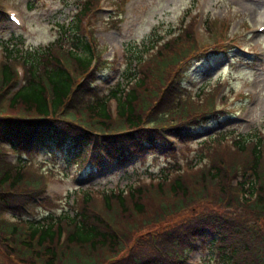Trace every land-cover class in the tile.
Masks as SVG:
<instances>
[{"label": "trees", "instance_id": "1", "mask_svg": "<svg viewBox=\"0 0 264 264\" xmlns=\"http://www.w3.org/2000/svg\"><path fill=\"white\" fill-rule=\"evenodd\" d=\"M94 3L76 0L51 42L4 51L2 95L12 81L11 62L20 61L26 75L22 87L7 100L8 113L37 118H0L1 142L16 150L42 144L50 154L62 153L73 164L83 162L90 151L98 162L100 153L121 158L126 149L159 148L164 133L180 135L182 123L208 118L213 88L200 87L193 100H181L176 97L175 77L167 76L177 60L197 51L191 17L181 18L165 35L150 36L137 49H129L120 78L109 92L116 98L119 125L111 122L105 98L77 111L80 87L74 88L73 80L87 68L91 52L81 20ZM203 23L213 41L211 17ZM220 51H209L206 58ZM59 55L72 70L59 62ZM158 94L159 101L149 110ZM84 127L107 135L92 136ZM126 128L130 130L122 133ZM221 139L199 147L197 161H188V176L169 163L157 175H149L147 184L128 180L97 191L96 203L92 189L78 188L67 210L57 215L11 223L0 219V258L14 257L20 264H185L184 256L165 248L191 250L196 236L210 234L205 264H264V137L251 129L235 135L236 154L230 160ZM238 158L246 177L235 185L236 193L229 181ZM23 167L20 160L13 167L0 163V208L19 210V201L40 186ZM124 248L129 250L127 259Z\"/></svg>", "mask_w": 264, "mask_h": 264}, {"label": "rangeland", "instance_id": "2", "mask_svg": "<svg viewBox=\"0 0 264 264\" xmlns=\"http://www.w3.org/2000/svg\"><path fill=\"white\" fill-rule=\"evenodd\" d=\"M115 1L117 0H114L113 3ZM75 4L76 0H8L5 2V8L13 7L18 10L21 25L16 26L8 22L0 23V48L3 47L4 51L8 53L7 49L34 48L51 42L58 24L65 22L70 17ZM101 6L96 22V47L101 57H106L108 61H111L112 58L110 56V41L115 40L121 44L126 60L129 49H137L150 36L165 35L177 26V22L181 18L186 21L197 14V9L200 13L206 12L211 16L214 34H216L215 38L212 37L216 39L214 42L218 41L219 26L224 21L226 32L228 35L232 34V41L240 48L232 50L229 57H221L217 62L210 64L208 62L204 66L198 63L197 65L201 67L192 78L193 80L189 77H192L196 71H192L187 78V95L192 94L202 84V88L206 90L211 88V84H214L220 88L221 95L225 96L228 110L226 114L233 118V124L230 125L225 120L221 124L206 125L202 127L203 130L217 127L219 129L226 128L223 133L219 134L230 135L228 138L244 134L248 129L255 131L258 136L260 132L264 135V30L263 33L254 30L255 25L264 24V0H128L123 12H132L134 16L132 23L126 29L118 21L113 27H108L109 30L101 28V23L106 18V14L112 11V8L106 7L105 4ZM252 15H255L257 20L253 21L251 27L246 28L247 23L244 20L250 19ZM202 36L204 37L205 34ZM207 37L209 38L208 34ZM103 41H105L107 49L101 46ZM259 49L263 50V55L256 54ZM112 64L118 70L114 74L112 73V76L110 71L107 72L104 75L107 79L106 82H102L99 75L97 80L100 89L107 85L115 87L116 81L120 78L122 69L125 67L123 60L119 59H116V62ZM248 89L255 91V94L249 95ZM240 94L241 97H239ZM197 143L198 141H188L181 145L175 144L179 166L184 165L183 155L185 153L188 156L187 159L191 158L197 161L196 154L199 152L198 146L200 145ZM159 153H161L160 150L152 155H145L125 170L120 166H106L104 170L94 171V174H90L86 181L91 183H86L83 181L84 170L79 172L74 164L67 163L59 154L52 157L45 151L39 150L32 155L31 160L37 164L41 161L43 168L51 169L50 173L53 176L48 182L46 192L51 196L52 204L49 206L30 205L28 213L30 216H37L48 210H65L70 202L71 192L79 182L82 186L87 185L92 189L104 190L117 184H125L128 180L146 179L145 177L149 174L157 175L163 166L168 165V160L163 157L166 155L162 153L157 156ZM22 156L26 158L25 154ZM9 157L11 158V156ZM76 176L78 181L74 179ZM205 254L204 250H196L192 253V259L195 260L201 255V259L198 258L200 260L197 259L196 264H204L203 255ZM0 264L20 263L7 260L3 263L0 260ZM208 264H214V262L211 261Z\"/></svg>", "mask_w": 264, "mask_h": 264}]
</instances>
